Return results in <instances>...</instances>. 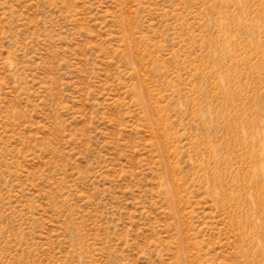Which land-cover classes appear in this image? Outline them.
Here are the masks:
<instances>
[{"label":"rangeland","instance_id":"1","mask_svg":"<svg viewBox=\"0 0 264 264\" xmlns=\"http://www.w3.org/2000/svg\"><path fill=\"white\" fill-rule=\"evenodd\" d=\"M0 264H264V0H0Z\"/></svg>","mask_w":264,"mask_h":264}]
</instances>
